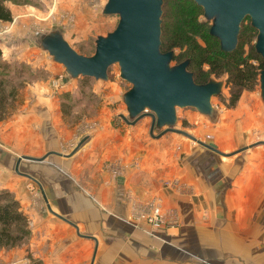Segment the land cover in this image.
<instances>
[{"label": "crops", "instance_id": "1", "mask_svg": "<svg viewBox=\"0 0 264 264\" xmlns=\"http://www.w3.org/2000/svg\"><path fill=\"white\" fill-rule=\"evenodd\" d=\"M200 112L216 115L215 109L212 115ZM130 126L133 136L116 141L86 136L68 169L67 156L53 164L21 161L38 180L37 192L25 175L0 180V189L16 194L31 224L28 242L6 257L29 255L41 264H264V144L228 156L188 138L192 143L181 140L177 150L168 139L178 138L147 141L145 124ZM212 138L222 152L230 151ZM120 165L117 175L113 170ZM171 179L176 185L163 183ZM159 201L164 211H177L178 225L153 237L145 221L129 224Z\"/></svg>", "mask_w": 264, "mask_h": 264}, {"label": "rangeland", "instance_id": "2", "mask_svg": "<svg viewBox=\"0 0 264 264\" xmlns=\"http://www.w3.org/2000/svg\"><path fill=\"white\" fill-rule=\"evenodd\" d=\"M107 2L108 0H17V2L9 0L7 2L14 16L11 21L0 22L2 50L0 60L4 63L0 67L1 72L4 65H8V68L4 69L8 73L3 75L6 78L4 86L7 97L4 102L0 101V180H5L11 173L20 174L16 171V162L19 157L27 153L41 155L46 154L47 151H57L69 154L84 137L97 134H105L112 141H116L119 136H133L134 128L121 116L124 115L132 120L124 95L132 89L133 83L122 76L120 62L108 66L105 78L72 76L65 65L54 60L50 52L40 44L42 34L59 29L64 39L78 53L86 56L95 54L97 39L112 32L120 19L118 14L103 13ZM198 18L199 21L205 20L203 15ZM249 21L247 19L244 22L246 28L249 26ZM242 39L244 41L242 50L248 54L256 42V31L252 29L243 31ZM198 43L201 46L206 45L201 37H198ZM184 50L175 48L174 53L180 54ZM177 62V60L169 62V69H173ZM252 62L258 64L256 59ZM204 68L208 69L209 66L205 65ZM228 77V74L211 75L210 80L217 84L220 91L212 98L216 110L214 118L202 115L196 106L176 105L177 119L174 127L186 130L194 136L199 135L203 138L200 139L202 141H205L207 136H216L222 144L231 148L224 153H233L230 156H234L241 152H237L240 148L264 140L263 80L260 73L255 79L253 88L243 90L236 104L230 106L232 87L225 85ZM11 90L14 91L11 93ZM151 121L150 116H144L133 124L135 127L141 123L145 124L142 134L147 141H151L166 128V126L155 128L153 136L150 133ZM163 136L178 138L179 141L168 139L177 150L180 149L178 145L181 140L192 143L188 137L178 136L171 131ZM165 138L162 140H167ZM192 144L199 146L196 141ZM164 145V147L168 146ZM260 146L245 150H261ZM65 157L51 154L46 162L52 164L59 163L60 160L64 162ZM67 157L65 169L69 166L70 156ZM22 162L28 161L22 159ZM36 171L32 170L34 174ZM29 174L36 178L33 174ZM28 180L33 190L39 191L37 181L29 178ZM163 183L170 185L168 181ZM1 190H8L19 200L10 189ZM20 208L22 209L21 203ZM164 212L168 215L166 222L159 226L146 223L145 228L149 232H155L152 233L153 237L157 236L161 228L179 224L177 211L172 209ZM129 222L133 227L142 224L139 221L136 223L134 218L129 219ZM28 225L31 230L29 218ZM23 245L10 247L0 245V264H12L13 261L21 258H26L29 264H34L29 255L18 257L10 254L6 257V251Z\"/></svg>", "mask_w": 264, "mask_h": 264}, {"label": "water", "instance_id": "3", "mask_svg": "<svg viewBox=\"0 0 264 264\" xmlns=\"http://www.w3.org/2000/svg\"><path fill=\"white\" fill-rule=\"evenodd\" d=\"M195 1L201 4L207 16L212 18L213 31L219 35L223 47L227 49L236 44L239 24L249 15L253 25L259 30L257 46L264 56V0ZM104 12L118 14L120 19L112 32L97 39L94 55L85 56L78 53L64 39L60 30L42 34V48L48 50L54 60L63 63L72 76L90 75L105 78L108 66L120 62L122 76L133 83L132 89L124 95L132 118L130 120L121 115L126 122L133 125L142 117L150 116V133L153 136L155 128L166 126L155 137H161L171 131L219 154L232 155L233 153L222 152L212 137L202 141L186 130L174 127L177 119L176 105L196 106L200 111L212 115L214 107L211 97L220 91L213 80L204 85L195 84L185 64L169 69L168 63H171L172 54L161 53L159 50L161 0H108ZM261 74L264 97V70ZM86 140L87 137L80 140L69 154L49 151L41 157L23 155L17 159L16 171L38 181L24 171L21 166L22 159L44 161L51 154L71 156ZM259 144H264V140L240 148L237 152ZM55 214L74 224L69 219Z\"/></svg>", "mask_w": 264, "mask_h": 264}, {"label": "trees", "instance_id": "4", "mask_svg": "<svg viewBox=\"0 0 264 264\" xmlns=\"http://www.w3.org/2000/svg\"><path fill=\"white\" fill-rule=\"evenodd\" d=\"M0 0V22L11 21L13 14L7 2ZM17 2V0H11ZM171 3V4H169ZM162 13L160 16V45L161 53H171V62L177 60L176 65L185 64L188 72L192 74L193 81L197 85L207 84L211 75L221 76L228 74L226 86L232 87L230 106H234L243 90L252 89L255 79L264 70V56L259 50V30L252 23L249 15L245 16L239 24L236 44L232 48H224L221 38L213 31V21L205 12L204 7L195 0H161ZM203 15L204 21H199ZM249 19L246 28L245 20ZM252 29L256 31V42L251 47V52L245 54L242 50L244 41L242 32ZM198 37L203 38L205 46L198 43ZM175 48L185 49L180 54H175ZM94 55V54H93ZM2 50L0 48V58ZM86 56V55H85ZM92 56V55H91ZM253 59L258 64L252 62ZM4 63L0 60V67ZM209 66L205 69L204 66ZM5 64L0 70V101L4 102L5 77L8 72ZM90 77V75H83ZM14 90H11L12 93ZM31 230L28 218L20 208V202L8 190L0 191V245L15 246L28 242ZM41 264L40 261H33Z\"/></svg>", "mask_w": 264, "mask_h": 264}, {"label": "built area", "instance_id": "5", "mask_svg": "<svg viewBox=\"0 0 264 264\" xmlns=\"http://www.w3.org/2000/svg\"><path fill=\"white\" fill-rule=\"evenodd\" d=\"M121 170V167H115L113 172L117 175H119V171ZM168 183L170 185H176L177 180H168ZM166 218H168L167 213H165L162 210V205L159 202H151L147 204L145 207H143L137 216V221H145L146 223H149L151 226H159L161 223L166 222ZM12 264H29V260L26 258H21L19 260H15L12 262Z\"/></svg>", "mask_w": 264, "mask_h": 264}]
</instances>
